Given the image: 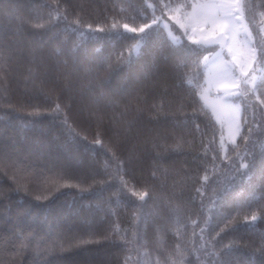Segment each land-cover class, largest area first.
<instances>
[{
    "label": "trees",
    "instance_id": "trees-1",
    "mask_svg": "<svg viewBox=\"0 0 264 264\" xmlns=\"http://www.w3.org/2000/svg\"><path fill=\"white\" fill-rule=\"evenodd\" d=\"M165 2L178 5L188 0ZM244 2L248 6L243 10L244 18L258 49V65L264 71L259 53L264 42V0ZM158 4L159 0H0V146L7 152L31 153L42 165L66 168L70 173L46 172L37 180L28 173H17L9 167L6 156L0 157V264H71L73 260L125 264L126 257L127 264H214L217 258L209 253L221 252L233 241L238 251L228 258L232 264H264V251L260 250L264 219H258L249 232L216 236L233 216L243 221L259 211L264 203V179L257 176L251 183L232 180L227 166L234 157L233 149L237 145L243 148V141L238 136L222 151V129L196 94L204 81L203 64L199 75L190 73L183 90L172 88L174 81L170 79L169 94L162 95L163 88H153L150 78H138L146 57L121 72L100 63L110 53L134 43L114 34L135 35L123 26L139 28L151 22L155 13L161 15ZM57 12L61 17L55 35L46 46L43 66L38 67L32 41L51 34L47 24L43 28L37 24ZM68 24L79 31L65 32ZM153 28L154 41L167 37L162 24ZM99 29L111 30L113 37L97 39L105 34ZM74 42L80 46L73 48ZM261 80L254 87L255 96L239 99L241 134L245 133V120L256 133L261 131L258 125H264V107L257 100L264 99ZM92 84L105 91L118 88L120 96L112 104L93 105ZM58 103L64 106L61 119L66 117L87 141L80 140L77 145L63 127L51 124L48 114ZM153 104L162 108L166 123L158 125L149 119L156 115L148 111ZM124 112L128 119L144 113L137 127L128 130L132 138L126 141L121 134L127 128L121 115ZM158 131L169 139H159ZM97 136L109 147L118 145V151H113L125 162V171L140 181L132 180L130 187L143 191L147 181L160 197L144 209L146 219L138 227L133 226V209L127 205L126 195L119 192L117 181L109 180L102 189L98 186L83 194L63 187L78 183L79 177L94 169L101 173L98 179H108L106 173L112 172L115 163L100 146L93 151L91 142ZM153 143L167 145L162 157ZM260 159L258 155L257 162ZM206 171L212 180L227 175V191L219 203L213 202L211 181L203 180ZM14 181L27 185L32 194L12 190ZM56 189L57 199L53 200L49 190ZM37 195L49 199L37 201ZM29 205L31 209L26 210ZM37 205L47 207L48 212H38ZM52 226L71 227L85 239L90 238L87 233H93L91 239L96 242L86 251L57 257L48 251L46 233ZM114 231L115 236L111 235ZM106 236L109 239L105 240Z\"/></svg>",
    "mask_w": 264,
    "mask_h": 264
},
{
    "label": "snow or ice",
    "instance_id": "snow-or-ice-1",
    "mask_svg": "<svg viewBox=\"0 0 264 264\" xmlns=\"http://www.w3.org/2000/svg\"><path fill=\"white\" fill-rule=\"evenodd\" d=\"M158 7L161 15L159 17L154 15L151 22H145L139 28H129L127 24L123 26L128 32L134 33L135 35L128 36L124 33H115L114 35L119 39L134 41V43L128 44L119 52L110 53L100 63L108 65L109 70L113 72H121L124 68L134 66L142 58L146 57L140 66L138 78L141 80L150 78L153 88H163L162 95H168V81L170 79L174 81L171 85L172 88L183 90L184 83L190 73L196 72L199 75L202 66L201 57H203V69L206 70V83L209 85V88L215 87L218 92L223 90L220 98L224 103L220 105V111L226 116L232 115V106L227 102V97L248 96L249 94L256 95V89L248 86L255 85V65L258 63V49L257 47H251L246 52H241L236 47V24L240 20V15L237 13H242V10H246L248 7L244 0H197V3H192L191 0H188L187 3L180 4L176 7H173L170 2L166 3L165 0H159ZM182 8L191 9L190 12L185 11L183 13L184 17L189 20V23H180L177 20V23L180 24V28L182 29V36L173 35L172 30L169 29L165 39L154 41L153 26H159L163 22L165 28H168L169 26L163 20V16L165 14L179 12ZM60 17L61 14L59 12H57L56 16L50 14L47 21L37 24V27L41 28L47 24V31L51 34L47 38L42 35L40 38L32 41L33 55L39 60L38 67L43 66L46 46L52 39V36L55 35L54 29L57 27V21ZM170 18L176 19V16L171 15ZM63 19L67 20V16H64ZM192 21L195 22V25ZM75 23L78 25L79 21ZM89 28L91 29V26ZM112 28L115 29L116 25L114 24ZM64 31L76 33L79 31V28L68 24ZM98 31L105 34L102 37H96L97 39H111L113 37L111 30L105 32L104 29H99ZM245 33L246 35H250L247 29H245ZM217 45L220 51L216 50ZM79 46L77 43H73V48H78ZM71 51L69 49V52ZM259 53L260 60L264 61V42L259 47ZM260 75L262 78L261 86L264 87V71ZM229 89H232V91H229ZM89 91L92 94L91 99L93 105H99L101 103L112 104L114 103V98L120 96V90L118 88L105 91L96 84L90 85ZM257 100L264 107V99L257 97ZM63 108L64 106L58 103L48 114L51 124L53 126L59 125L63 127L67 131V134L73 137L77 145L80 140L87 141V137H79V134L69 125L66 117L61 119ZM216 110L214 107L213 111L215 112ZM148 111H155L156 115L149 117V119H155L158 125L167 122V116L163 115L162 117V108L160 106L153 104ZM33 115L38 116L40 113H34ZM121 115L127 121V128L121 132L126 141L132 138L128 134V130H134L137 127L139 120L144 118V113L141 112L130 119L127 118L126 112L121 113ZM97 119L99 120V117ZM34 123L38 124L39 121H34ZM244 124L246 125L244 134H241L239 125L234 129H229L230 136H240L243 141V148L237 145L233 149L234 157L231 158V162L227 167L233 181L245 180L251 183L257 176L264 179V125H258L261 131L256 133L255 128L247 120L244 121ZM78 137L79 139H77ZM158 137L162 140L169 139L167 134L159 131ZM91 143L93 151H95V146H100L105 150L106 154L110 153V158L115 163V168L111 173H106L108 179H98L101 173L99 170L94 169L87 172L83 177H79L78 183L66 184L63 187L76 188L83 194L96 190L98 186L102 189L103 186L109 183V180L117 181L120 185L119 192L126 195L127 205L133 209V226L138 227L146 219L144 209L149 206L150 202H155L160 197L147 181L144 182L143 191H136L134 187H130L132 180H136L137 183H140V181L137 180L134 173L125 171V162L117 154L118 145L109 147V145L102 143L99 136ZM233 143H235L234 140ZM179 146L180 141L176 140V147ZM113 148H116L117 151H113ZM153 148L159 149L160 151L157 154L162 157L167 145L153 143ZM258 155L261 157L259 162H257ZM3 156L7 157L9 167L15 169L17 173H28L37 180L44 176L46 172L58 171L60 174L70 175L66 168L61 167L57 169L54 165H42L39 157L33 158L31 153L18 154L7 152L0 146V157ZM126 176H129L130 179H125ZM203 180L206 183L211 181L210 186L213 192V202L219 203L223 198L224 192L227 191L225 185L227 175L218 176L215 180H212L206 171ZM14 182L15 188L12 190L16 192L22 191L29 196L32 194L27 185L20 184L18 181ZM56 191L58 189L49 190V196L53 200L57 199ZM197 192H201V189H197ZM2 195L3 193L0 192V196ZM49 196L41 197L37 195L35 199L37 201L42 199L47 200ZM131 197H135V199H131ZM30 209L31 205L26 210ZM36 210L45 214L48 212L47 207L41 208L39 205H37ZM258 219H264V203L259 205L258 212L254 211L251 215L245 216L243 221L238 220L235 216L228 219L224 227L216 233V236L219 237L222 233L227 232L233 234L249 232ZM164 226H166V223ZM87 235L90 237L89 239L83 238L82 234L74 231L71 227L52 226L46 233V238L49 241L48 251L60 258H63L65 255L86 251L88 245L96 242L91 239L93 233L89 232ZM111 235L115 236L116 232L114 231ZM133 235L135 238L136 234L134 233ZM107 239H109L108 236L105 237V240ZM260 250L264 251V238H262ZM237 251L236 241H233L230 245H225L223 251L211 252L209 255L217 258L214 264H232L228 258L232 257ZM71 264H81V262L73 260ZM83 264H91V261H84ZM125 264H127V257L125 258Z\"/></svg>",
    "mask_w": 264,
    "mask_h": 264
},
{
    "label": "rangeland",
    "instance_id": "rangeland-1",
    "mask_svg": "<svg viewBox=\"0 0 264 264\" xmlns=\"http://www.w3.org/2000/svg\"><path fill=\"white\" fill-rule=\"evenodd\" d=\"M192 3H197V0H191ZM180 5V4H178ZM178 5H173V7H176ZM185 11H191V9L182 8L179 12H173L170 14H165L163 16V20L167 22L168 28H165L164 23L161 24L166 29L167 33L169 32V29L172 30L173 35H181L182 36V29L180 28V24L177 23V20L180 21V23H189V20L186 19L183 15ZM235 11V10H234ZM240 15V20L236 24V47L240 49L241 52H246L248 48L255 47L253 35L245 21L244 13L242 10V13H237ZM175 15L176 19H171L170 16ZM155 16L159 17L158 13H155ZM192 23L195 25V22L192 21ZM202 26V25H201ZM245 29H247L248 33L250 35H246ZM199 35V33H197ZM250 41V42H249ZM216 50L220 51L219 46H216ZM207 55V54H206ZM211 59V58H210ZM203 64V60H202ZM256 72V81L255 85L260 79L262 72V69L259 67L258 63L255 65ZM255 85H249L248 87H255ZM222 91H217L215 87L209 88V85L206 83V70H204V81L198 88V94L199 97L203 103V105L210 110L213 117L219 124V126L222 129V136L220 139L221 149L224 152L228 144H232L233 140L236 141L238 136H230L229 129L235 128L237 125L240 126V115H241V106L239 103V99L243 98L244 96H233V97H227V102L232 106V115L226 116L223 112L220 111V105L224 103L223 100H221ZM229 91H232V89H229ZM216 108L217 110L214 112L213 108Z\"/></svg>",
    "mask_w": 264,
    "mask_h": 264
}]
</instances>
